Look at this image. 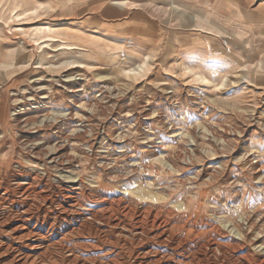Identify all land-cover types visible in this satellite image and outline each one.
<instances>
[{
  "label": "rangeland",
  "instance_id": "1",
  "mask_svg": "<svg viewBox=\"0 0 264 264\" xmlns=\"http://www.w3.org/2000/svg\"><path fill=\"white\" fill-rule=\"evenodd\" d=\"M6 214L3 264H264V0H0Z\"/></svg>",
  "mask_w": 264,
  "mask_h": 264
},
{
  "label": "bare ground",
  "instance_id": "2",
  "mask_svg": "<svg viewBox=\"0 0 264 264\" xmlns=\"http://www.w3.org/2000/svg\"><path fill=\"white\" fill-rule=\"evenodd\" d=\"M46 43V42H45ZM49 45V44H48ZM64 46H63V48L62 49H67V50H81L82 48L81 47H79L77 44H63ZM81 62H79V61H70V62H67V64H69V65H72V66H80L81 64H80ZM136 68H133V70H135ZM129 73H132V69H131V71H129ZM201 78V77H200ZM70 79H73L72 77L71 78H69V80H67V81H72V80H70ZM69 85H71V84H69ZM67 87H71V86H67ZM68 92H75V90L74 89H68ZM65 95V94H64ZM66 98V97H65ZM62 99H64V98H62ZM37 107V106H36ZM83 128H85L84 126H83ZM74 137H75V135H74ZM79 137V136H78ZM72 138H73V136H72ZM61 161V160H60ZM130 193H134V194H136L137 192H138V190H131V189H129L128 190ZM148 194V193H147ZM136 195H141V196H144V193L142 192V193H138V194H136ZM178 205H180L181 207H183V202L181 203H179ZM2 215V214H1ZM0 215V216H1ZM132 215V214H131ZM14 217V216H13ZM15 218V217H14ZM11 220V218H10V216L8 215V214H6V215H4V216H2L1 218H0V256H4V255H6L8 252H10V250H12L13 249V247H11V244H9L8 242H4V240H3V238H4V236H6V234H9L8 236H12V234H15L16 235V233L19 231L18 229L19 228H22V224H17V225H15V226H13L12 225V227L11 228H9V230L7 231V226H8V220ZM18 219V218H17ZM20 219V218H19ZM246 219H248V217L246 218ZM21 222H22V220H21ZM11 224V223H10ZM115 225V224H114ZM240 227H241V225H239ZM9 227V226H8ZM33 227V226H32ZM32 227H26V229H25V231H24V233L21 235V234H19L18 235V238L19 239H21V238H27L29 241L25 244V245H23L22 247H17V250L19 249V251H17L18 252V254H16L15 256H13L12 255V257L10 258V260L8 261V263L7 264H32L33 262H34V259H35V257H37L38 256V258H39V255L41 254L42 255V252H39L38 251V249H37V243H35V241H38L39 239H37V238H32V239H30V237H35V234H34V227L32 228ZM212 227V226H211ZM238 228V227H237ZM163 229V228H162ZM21 230V229H20ZM238 230H239V232H238V235H239V237L240 238H242V236H243V232L242 233H240V228H238ZM165 232L166 233H168V237H169V241H167L168 243H167V246H169V249H173L172 251H178V255L180 256V257H182L183 259L184 258H187L186 257V252H183V251H179L178 250V247L176 246V245H173V244H171L170 243V241L172 240V238H173V235H172V233H171V231L169 230V229H167V230H165L164 232L162 231L160 234L162 235V234H165ZM244 232H245V230H244ZM217 233V232H216ZM219 233V232H218ZM38 234V233H37ZM101 234V233H100ZM159 234V233H158ZM159 234V235H160ZM37 236V235H36ZM40 236V235H39ZM166 237V236H165ZM43 238V237H42ZM111 239V238H110ZM34 240V241H33ZM44 240V239H43ZM99 240H101V239H99ZM103 240V239H102ZM109 240V239H108ZM112 240V239H111ZM175 240V239H174ZM117 241V240H116ZM105 242V241H104ZM164 242V241H163ZM38 243H39V241H38ZM40 243H41V241H40ZM39 243V244H40ZM107 243V242H106ZM112 243V242H111ZM175 244V243H174ZM179 244H181V243H179ZM109 245H111V244H109ZM117 245V244H116ZM122 245V244H121ZM227 245H229V244H227ZM233 246L231 247V248H233L232 250H236V249H241V247H242V244L238 241V240H234L233 241V244H232ZM114 247V246H113ZM116 247V246H115ZM118 247V246H117ZM209 247V246H208ZM15 248V247H14ZM228 248V247H227ZM110 249H112V248H110ZM208 249V248H207ZM210 249H212V248H210ZM16 250V249H15ZM113 250V249H112ZM197 250V249H196ZM206 250V249H205ZM213 250V249H212ZM227 250V249H226ZM41 251V250H40ZM44 251H45V249H44ZM116 251V250H115ZM208 251V250H207ZM218 251V250H217ZM220 251V250H219ZM210 252V251H209ZM216 252V251H215ZM125 253V252H124ZM176 254H177V252H175ZM191 253V252H190ZM223 253V252H222ZM226 253V252H225ZM10 254V253H9ZM43 254H44V252H43ZM193 254V253H192ZM208 254H210V253H208ZM106 255V254H105ZM212 255V254H211ZM224 255V254H223ZM225 256V255H224ZM227 256V255H226ZM246 256V255H245ZM207 258V257H206ZM213 258H215L216 259V255H214V257ZM162 259V258H161ZM192 259V258H191ZM226 259V258H225ZM238 259V258H237ZM241 259V258H240ZM239 260V259H238ZM36 261H38V260H36ZM35 261V262H36ZM109 261V260H108ZM178 261V260H177ZM176 260H169L168 262H170L171 264L173 263V264H175V263H178ZM184 261H187V260H184ZM204 261V260H203ZM202 261V262H203ZM6 262V261H5ZM102 262V261H101ZM116 262V261H115ZM119 262V261H118ZM190 262V261H189ZM188 262V263H189ZM181 263V262H180ZM179 263V264H180ZM185 264H188L187 262H184ZM193 263V262H192ZM0 264H3V263H0ZM35 264V263H34ZM38 264V263H37ZM105 264V263H104ZM113 264H117V263H113ZM191 264V263H190ZM201 264V263H200ZM214 264V263H213ZM215 264H216V262H215Z\"/></svg>",
  "mask_w": 264,
  "mask_h": 264
}]
</instances>
